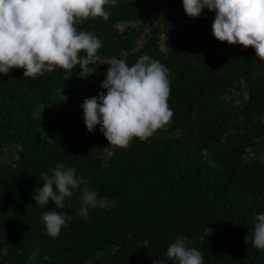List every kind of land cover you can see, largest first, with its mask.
Instances as JSON below:
<instances>
[{"label":"trees","instance_id":"16d2710c","mask_svg":"<svg viewBox=\"0 0 264 264\" xmlns=\"http://www.w3.org/2000/svg\"><path fill=\"white\" fill-rule=\"evenodd\" d=\"M109 18L76 24L102 41L90 74L57 66L43 76L0 73V264H178L166 257L177 237L204 264H264L245 243L264 212V61L252 46L219 41L215 12L189 17L182 0H117ZM169 69V122L126 148L88 131L80 105L100 87L111 58L143 54ZM58 163L82 179L48 235L34 200L41 172ZM106 207L79 209L85 188Z\"/></svg>","mask_w":264,"mask_h":264},{"label":"clouds","instance_id":"9594fccd","mask_svg":"<svg viewBox=\"0 0 264 264\" xmlns=\"http://www.w3.org/2000/svg\"><path fill=\"white\" fill-rule=\"evenodd\" d=\"M117 0H0V73L23 68V76L33 80L59 66L70 76L75 66L84 77L93 71L89 64L99 59L101 39L91 31L78 30L76 24L89 17L109 18L105 5ZM184 12L198 17L207 8L215 12L212 34L219 41L252 46L264 61V0H182ZM106 77L100 87L106 89L86 97L80 107L88 131L99 125L109 144L126 148L133 137L141 140L173 116L169 107L170 69L160 60L145 53L129 65L126 59L113 57L106 61ZM43 184L37 187L34 200L43 207H55L41 213L48 235L56 237L66 224L57 209L65 208V198L73 196L83 182L74 167L58 163L49 172H41ZM79 214L87 218L89 209L106 207L107 202L94 189L81 194ZM254 227L244 240L264 251V212L254 216ZM166 257L178 264H204L203 253L187 247L182 236L172 242ZM154 264H165L164 258Z\"/></svg>","mask_w":264,"mask_h":264}]
</instances>
